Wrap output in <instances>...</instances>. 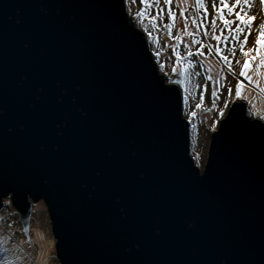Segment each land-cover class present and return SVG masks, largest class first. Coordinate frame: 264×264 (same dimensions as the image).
I'll use <instances>...</instances> for the list:
<instances>
[{"label": "water", "instance_id": "water-1", "mask_svg": "<svg viewBox=\"0 0 264 264\" xmlns=\"http://www.w3.org/2000/svg\"><path fill=\"white\" fill-rule=\"evenodd\" d=\"M125 0H0V210L58 264H264V121L235 100L202 172L179 80Z\"/></svg>", "mask_w": 264, "mask_h": 264}, {"label": "rangeland", "instance_id": "rangeland-1", "mask_svg": "<svg viewBox=\"0 0 264 264\" xmlns=\"http://www.w3.org/2000/svg\"><path fill=\"white\" fill-rule=\"evenodd\" d=\"M234 2L235 0H230V6ZM214 3L216 0H204L202 6H197L195 0H172L171 4H165L164 0H160L159 4H153L146 9L143 21H141L137 18V12L145 6L140 3V0H136L135 3L132 0H125V13L132 18L134 27L144 32L148 49L153 54V59L158 67V73L165 76V82L168 84H173L174 79L179 80L180 83L183 81L181 83L182 115L189 124L188 153L194 166L200 172H202L207 159L211 135L217 130L220 120L225 117L230 105L235 100H246L253 116L264 121V93L260 91L261 88H264V68H261L257 73L256 66L260 61L259 59L252 61V69L248 72L252 83L239 75L244 60H252L256 56V52L252 51L247 57L241 55L239 43L231 38V35H239L242 40L247 32L230 34L229 29H224L221 34L220 29L224 28V25L217 16L220 5L216 3V8L213 9ZM244 7L248 14L257 17L252 25L253 31L249 37V43L245 46L247 51L256 47L255 38L259 33V25L264 23V6L259 4V0H251V3ZM238 10L234 9V12ZM168 12L174 14L173 19H169ZM226 13L227 10H225ZM153 16L158 17L154 22L155 30H151L150 23V18ZM212 18H216V28L210 24ZM227 18L235 20L234 15ZM193 21L203 26L193 27ZM185 22L188 24L187 31L184 30ZM236 23L240 22L237 20ZM167 25H174L170 29L171 36ZM241 26L243 27V25ZM234 27L235 25H233ZM205 32L208 33V36L204 35ZM189 33L193 35H189ZM213 34L228 36L229 39L227 41L222 39L218 43L211 38ZM177 36L182 39H175ZM193 40L200 43L194 44ZM172 45L176 46L177 54L185 57L179 63H177L176 56L172 54ZM217 46L222 50V54L228 56V59L232 61V71H229L225 62L215 55L214 49ZM233 48L236 49L234 56L230 54V50ZM188 51H192L195 55L188 56ZM237 60L240 61L239 64L236 63ZM161 64L165 65L163 70H161ZM210 64L218 66V68L212 70ZM173 67L176 68V72L172 71ZM181 71L184 72L183 76L180 74ZM237 82L242 85L240 98L235 95ZM228 89H232L231 95ZM213 91L217 92L218 99L212 96ZM201 93L204 95V100L201 107L197 109L196 105L201 103ZM186 97L187 102H185ZM225 101H227V107H225ZM193 111L197 113L195 117H191ZM221 112L223 115L220 114ZM196 154H199L200 157L198 161L194 158ZM3 202V207L0 210V264H58L55 258V241L51 235L50 220L44 204L36 202L32 205L27 238L18 221L17 212L8 199H4Z\"/></svg>", "mask_w": 264, "mask_h": 264}, {"label": "snow or ice", "instance_id": "snow-or-ice-1", "mask_svg": "<svg viewBox=\"0 0 264 264\" xmlns=\"http://www.w3.org/2000/svg\"><path fill=\"white\" fill-rule=\"evenodd\" d=\"M132 2L135 3L136 0H132ZM140 3L142 5H144L145 7L141 8L140 11L137 12V18H139L141 21H143L146 9L151 7L153 4H159L160 0H140ZM164 3L165 4H171L172 0H164ZM195 3L197 6H202L204 4V0H195ZM216 3H218L220 5L219 10L217 11V16H218L220 22L224 25V28L220 29L221 34H223L224 29H229L230 34L231 33L243 34V33L247 32V34L243 36L242 40L240 39L239 35H231V38L239 43V50H240L241 55L247 57V56H249V54L252 51L256 52V56L253 57L252 60H249V59L244 60L243 65L241 67V71L239 73V75L241 77L247 79L249 81V83H252L251 77L248 76V72L252 69V66H253L252 61L256 60V59H259V61H260V63L256 66L257 73H259V70L261 68H264V23H261L259 25V33L255 38L256 47L248 49L246 51L245 46L249 43V37L252 35L253 22L257 19L256 16L248 14V11L244 7L246 5H249L251 3V0H235V2L231 4V6H230V0H216ZM216 3L213 4V9L216 8ZM259 4L261 6H264V0H259ZM234 9H239V10L234 12ZM225 10H227L226 14H225ZM167 15H168L169 19L174 18V14L172 12H168ZM181 15H183V13H181ZM233 15L235 16V20L227 18L228 16H233ZM157 19H158V17H156V16H153L150 18L151 30L156 29V25L154 22ZM237 20L240 23L237 24L236 23ZM210 24L213 28H216V26H217L216 18H212L210 20ZM233 25H235L234 28H233ZM241 25H243V27ZM173 26L174 25H167L166 26L169 29V35L170 36H171L170 29ZM202 26L203 25H198L196 21H193V27L198 28V27H202ZM187 29H188V24H187V22H185L184 30L187 31ZM189 35H193V34L189 33ZM204 35L208 36V33L205 32ZM211 38L213 40H216L218 43L222 39L224 41H227L229 39L228 36H223V35L218 36L215 34H213ZM175 39L180 40L182 38L180 36H177V37H175ZM192 43L196 44V43H200V42L193 40ZM201 46H203V45H201ZM171 47H172V54L174 56H176L177 63H179L185 57L177 54L175 45H172ZM186 47H188V46L186 45ZM209 47H211V46H209ZM197 51H199V49H197ZM214 51H215V55L219 56L220 59L225 62L226 66L229 67V71H232V68H231L232 61H230L228 59V56L223 55L222 50L218 46L215 47ZM235 52H236L235 48L230 50V54L233 56L235 55ZM157 55L159 56V53H157ZM193 55H195V53H193L192 51H188V56H193ZM236 63L239 64L240 61L237 60ZM160 67H161V70H163L165 68V65L161 64ZM172 71L176 72V68L173 67ZM180 74H181V76H183L184 72L181 71ZM209 79H210V77H209ZM181 83H183V81H181ZM260 91L262 93H264V88H261ZM228 92L231 95L232 89H228ZM235 95L237 98H240L242 96V85L240 82H237L236 89H235ZM212 96L218 99L216 91L212 92ZM203 100H204V95H203V93H201V96H200L201 103H198L196 105L197 109H199L201 107ZM185 102H187V97L185 98ZM214 103H215V101H214ZM225 107H227V101H225ZM220 114L223 115V112H221ZM196 115H197V113L195 111H193L191 113V117H195ZM193 127H195V125H193ZM194 158L198 161L200 159L199 154H196Z\"/></svg>", "mask_w": 264, "mask_h": 264}, {"label": "trees", "instance_id": "trees-1", "mask_svg": "<svg viewBox=\"0 0 264 264\" xmlns=\"http://www.w3.org/2000/svg\"><path fill=\"white\" fill-rule=\"evenodd\" d=\"M215 60V59H214ZM217 63H218V61L217 60H215ZM219 64V63H218ZM220 66V65H219ZM210 68H212V70H215L216 68H218V66L216 67V66H213V64H210ZM211 70V69H210Z\"/></svg>", "mask_w": 264, "mask_h": 264}]
</instances>
